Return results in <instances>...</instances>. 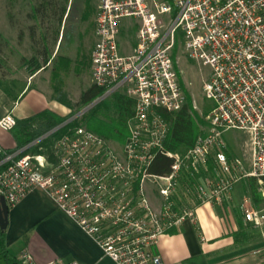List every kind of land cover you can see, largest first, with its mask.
<instances>
[{"label":"built area","instance_id":"obj_1","mask_svg":"<svg viewBox=\"0 0 264 264\" xmlns=\"http://www.w3.org/2000/svg\"><path fill=\"white\" fill-rule=\"evenodd\" d=\"M90 52L91 80L100 98L121 93L134 101L127 136L118 147L82 123L0 160V196L8 207L34 188L43 190L114 264H164L152 247L204 201L227 202L233 185L264 178V0H98ZM181 43L187 59L208 68L203 95L212 102L207 131L191 147L171 151L164 141L169 115L186 96L172 52ZM88 110H82L78 116ZM16 124L10 111L0 130ZM248 135L249 169L243 158L227 156L223 134ZM158 156L170 159L165 174L150 172ZM263 195L262 189H258ZM159 197V206L149 194ZM246 224L261 230L250 264H264V213L240 205ZM20 264H79L51 259L38 263L28 250Z\"/></svg>","mask_w":264,"mask_h":264},{"label":"crops","instance_id":"obj_2","mask_svg":"<svg viewBox=\"0 0 264 264\" xmlns=\"http://www.w3.org/2000/svg\"><path fill=\"white\" fill-rule=\"evenodd\" d=\"M34 77L35 74L30 75L26 84L16 92L0 81V117L8 111L17 121L44 110L59 116L66 115L61 103L47 95L44 89L30 86V79ZM16 148L12 129L0 130V149L13 151ZM16 150L21 154L24 148ZM251 179L236 182L227 202L198 203L194 220L186 218L165 233L152 247L153 253L160 255L164 264L252 263L255 257L251 251L259 245L261 236L256 240L235 236L241 226L249 227L239 207L248 205L251 195L247 184ZM149 198L155 207L159 206L157 195L150 193ZM3 236L0 264H20L18 255L22 250H28L38 263L59 259L63 263L75 260L79 264H114L102 254L94 240L59 211L51 198L39 188L32 189L8 208Z\"/></svg>","mask_w":264,"mask_h":264},{"label":"rangeland","instance_id":"obj_3","mask_svg":"<svg viewBox=\"0 0 264 264\" xmlns=\"http://www.w3.org/2000/svg\"><path fill=\"white\" fill-rule=\"evenodd\" d=\"M97 4L98 0H0V81L16 92L35 74L30 86L44 89L61 103L67 116H77L75 121L82 124L96 123L102 105L94 114L86 110L82 116L78 115L99 100L86 104L80 100L82 92L93 85L90 52ZM46 56L49 60L45 67L33 72L35 62L42 63ZM172 57L186 101L203 121L199 134L204 133L207 131L205 115L212 107L202 92L208 68L187 59L180 42L175 43ZM223 137L228 144V158H243L249 169L248 135L244 131L229 130ZM109 141L116 147L120 144ZM51 145L52 140L41 151H49ZM257 187L259 200H252L250 196L246 206L264 213V193L258 190L264 192V185ZM246 229L251 231L252 239L261 236L258 228Z\"/></svg>","mask_w":264,"mask_h":264},{"label":"trees","instance_id":"obj_4","mask_svg":"<svg viewBox=\"0 0 264 264\" xmlns=\"http://www.w3.org/2000/svg\"><path fill=\"white\" fill-rule=\"evenodd\" d=\"M49 58L46 56L42 63L35 62L33 72L44 68ZM32 61H34L32 59ZM104 91L101 88L96 87L94 84L88 89L82 92L80 100L82 104L89 103L93 100L99 99L88 110L93 114L102 105L101 116L97 118L96 123L83 124L90 130L106 138L118 143H122L127 136V121L132 116L134 101L132 98L127 97L121 93H112L111 95L100 98ZM95 111V112H94ZM72 114L66 116H59L49 110H44L32 117L22 120H16L15 126L12 128L13 136L17 141V148H24L20 155L28 152H34L37 148L29 146V144L46 134L53 128L65 122ZM170 129L169 133L164 141L167 149L171 151H183L191 147L195 138L200 132V124L203 121L196 116L192 110V105L189 103L176 113L169 115ZM78 122L74 120L61 127L60 130L54 131L49 137L40 141L42 146H47L53 138L59 135L61 131H65L66 128L77 125ZM15 149V150H16ZM5 151L0 149V160L5 154L14 152ZM170 159L158 156L154 161V164L150 167V172L155 174H165L169 170ZM262 185H264V178H262ZM257 180L252 178L248 182L249 192L252 200L258 201L260 193L257 192ZM250 226V225H249ZM248 226H241L239 232L235 234L236 237H252L251 231H247ZM4 230L0 229V247L4 248ZM235 237V238H236Z\"/></svg>","mask_w":264,"mask_h":264},{"label":"water","instance_id":"obj_5","mask_svg":"<svg viewBox=\"0 0 264 264\" xmlns=\"http://www.w3.org/2000/svg\"><path fill=\"white\" fill-rule=\"evenodd\" d=\"M8 205L3 196H0V229L4 230L8 221Z\"/></svg>","mask_w":264,"mask_h":264}]
</instances>
